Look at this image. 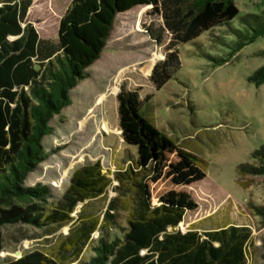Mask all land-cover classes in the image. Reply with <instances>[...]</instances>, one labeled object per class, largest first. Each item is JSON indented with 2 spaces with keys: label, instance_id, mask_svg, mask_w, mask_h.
<instances>
[{
  "label": "trees",
  "instance_id": "obj_1",
  "mask_svg": "<svg viewBox=\"0 0 264 264\" xmlns=\"http://www.w3.org/2000/svg\"><path fill=\"white\" fill-rule=\"evenodd\" d=\"M30 4L31 0H0V207H8L7 215H0V225L21 221L48 233L69 227L47 251H25L0 264H248L247 225L192 226L183 232L176 228L184 213L196 206L179 187L202 179L205 164L143 115L141 104L149 95L140 98L136 89L121 85L116 95L120 136L135 147L136 157L113 174L118 195L108 200L101 214L81 207L74 218L71 215L78 203L102 196L110 185L98 160L75 168L52 204L48 186H25L23 181L47 155L42 140L52 130L50 121L70 104V90L87 77L86 68L99 57L117 14L150 4L161 17L160 28L148 29L157 42L162 32L169 35L163 58L149 74L151 83L161 87L180 65L179 44L225 25L234 37L226 43L233 53L264 36V7L238 15L233 0H71L51 40L41 38L26 20ZM236 16L239 27L229 24ZM208 57L215 64L227 61ZM247 80L254 86L264 83V64ZM250 157L254 162L238 164L236 173L264 175V144ZM237 183L246 186L241 179ZM250 206L264 222V204ZM121 216L125 226L119 223ZM113 228L121 236H110ZM89 243L93 254L83 259ZM260 258L264 264V253Z\"/></svg>",
  "mask_w": 264,
  "mask_h": 264
},
{
  "label": "rangeland",
  "instance_id": "obj_2",
  "mask_svg": "<svg viewBox=\"0 0 264 264\" xmlns=\"http://www.w3.org/2000/svg\"><path fill=\"white\" fill-rule=\"evenodd\" d=\"M70 1L31 0L26 20L41 38L54 40L59 18ZM233 1L238 15L264 7V0ZM237 16L230 25L240 26ZM161 26L162 19L150 4L136 5L116 15L99 57L86 68L87 77L70 90V104L53 115L52 130L42 140L47 155L28 173L23 185L48 186L52 204L68 186L75 168L98 160L111 178L110 185L102 196L78 203L71 215L74 218L81 207L101 214L108 200L118 195L113 174L136 157L135 147L122 141L118 126L116 95L124 85L136 89L140 98L149 95L141 104L143 115L205 164L202 179L179 187L189 193L196 206L184 213L176 228L183 232L192 226L245 224L250 229L248 264H260L264 222L250 204H264V175H238L235 169L240 163L254 162L250 153L264 144V83L254 86L247 80L264 64V36L230 53L226 43L234 37L226 33L225 25L205 30L176 47L180 61L177 71L161 87H155L149 74L163 58L169 35L162 32L157 42L148 29ZM154 55L156 59L147 71ZM208 55L227 61L215 64ZM100 95L103 99L99 102ZM237 179L246 186L239 185ZM7 210L0 207V215H7ZM119 223L125 226L122 216ZM68 227L48 233L21 221L0 225V261L15 259L25 251H47ZM113 234L121 236L119 229H111L110 236ZM97 235V231L92 234V242ZM92 254L89 243L82 258Z\"/></svg>",
  "mask_w": 264,
  "mask_h": 264
},
{
  "label": "bare ground",
  "instance_id": "obj_3",
  "mask_svg": "<svg viewBox=\"0 0 264 264\" xmlns=\"http://www.w3.org/2000/svg\"><path fill=\"white\" fill-rule=\"evenodd\" d=\"M155 59H156V55H154V56L151 57V59H150V63H149V65H148V67H147V71L149 70L150 65L152 64V62H154ZM102 99H103V96L100 95V96L98 97V101L100 102ZM102 127H103L104 129L106 128L105 123L102 124Z\"/></svg>",
  "mask_w": 264,
  "mask_h": 264
}]
</instances>
